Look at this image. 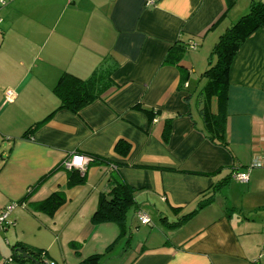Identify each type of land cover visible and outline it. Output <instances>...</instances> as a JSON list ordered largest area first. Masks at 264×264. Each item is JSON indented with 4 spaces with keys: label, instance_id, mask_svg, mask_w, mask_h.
I'll return each instance as SVG.
<instances>
[{
    "label": "crops",
    "instance_id": "1",
    "mask_svg": "<svg viewBox=\"0 0 264 264\" xmlns=\"http://www.w3.org/2000/svg\"><path fill=\"white\" fill-rule=\"evenodd\" d=\"M3 1L0 211L19 204L0 228V264H35L26 248L44 251L41 264L93 254L100 264H264V27L230 64L224 144L209 137L217 105L203 90L212 46L256 0ZM103 59L112 69L101 98L78 113L58 108L59 76L85 79ZM72 152L104 161L68 186L61 165ZM116 181L132 187L134 205L123 223L93 221ZM54 191L65 201L53 213L33 208Z\"/></svg>",
    "mask_w": 264,
    "mask_h": 264
},
{
    "label": "trees",
    "instance_id": "2",
    "mask_svg": "<svg viewBox=\"0 0 264 264\" xmlns=\"http://www.w3.org/2000/svg\"><path fill=\"white\" fill-rule=\"evenodd\" d=\"M3 1V0H2ZM229 5L233 0H226ZM5 3V2H4ZM264 27V0L252 1L249 4L248 11L241 15L235 22L230 24L219 36L218 40L211 48L210 63L203 72L207 77L204 93L207 98L214 97L217 105L215 114L207 112L205 125L210 131L209 137L215 139L220 144H224V130H225V109L227 102V88H228V70L232 59L243 43V41L256 29ZM181 52L184 47L178 46ZM194 48V47H193ZM165 61L176 63L180 60L179 55L174 56V60L168 59ZM115 66V64H114ZM111 66L107 59H103L102 63L96 67L92 74L83 79L71 73L63 72L54 86V91L60 97L58 108H66L74 113H78L81 108L90 104L94 100L101 98L102 94L108 89L110 84ZM187 72L182 71L181 81L186 80ZM134 108L141 110L147 116L149 121L153 120L155 111L146 108L140 104L134 105ZM170 132V119H167L163 131L164 140L167 139ZM121 147H124L121 142H117L115 150L123 152ZM125 150L129 149L125 145ZM78 153V152H76ZM83 154V153H80ZM89 158L84 170L67 169L62 161V167L66 169L67 185L73 186L84 181L85 170L87 166L104 161L103 159L91 154H83ZM32 188V187H31ZM65 201V196L61 191H54L45 199L34 203L33 208L38 210H45L53 213ZM15 203V202H14ZM135 201L132 196V187L124 182L116 181L107 193H103L100 197L98 205L92 214L93 221H107L112 220L118 223H123L125 220L126 210ZM16 204H19V202ZM1 212V211H0ZM25 248V247H24ZM29 255L39 262L43 258L41 249L35 250L26 248ZM13 258L23 260L22 257L13 254ZM101 255L93 254L85 259H82L79 264H100Z\"/></svg>",
    "mask_w": 264,
    "mask_h": 264
},
{
    "label": "built area",
    "instance_id": "3",
    "mask_svg": "<svg viewBox=\"0 0 264 264\" xmlns=\"http://www.w3.org/2000/svg\"><path fill=\"white\" fill-rule=\"evenodd\" d=\"M1 4H4V1L0 0ZM192 47H194L192 45ZM14 95V92L10 89H7L5 91V96L7 99H12ZM89 158L83 154L72 152L70 153L65 159H64V166L67 169H79V170H84L87 163H88ZM260 164L257 162H253L250 164L249 168L251 167H257ZM232 177L242 183H246L248 181V173L247 171H235L232 173ZM16 203H11L10 205L7 206L4 210L0 212V228L5 229L8 226L14 225V222L8 219V215L11 212V210L15 207ZM139 217L143 223H147L149 221V218L147 215L143 213H139ZM44 254V252H43ZM264 254V253H262ZM48 264H54L53 262H48Z\"/></svg>",
    "mask_w": 264,
    "mask_h": 264
},
{
    "label": "water",
    "instance_id": "4",
    "mask_svg": "<svg viewBox=\"0 0 264 264\" xmlns=\"http://www.w3.org/2000/svg\"><path fill=\"white\" fill-rule=\"evenodd\" d=\"M18 251L20 252V254L22 255L23 258H28L30 260H32L33 262H35V264H41L40 262H38L36 259H34L31 255H29L26 252H23L22 250L18 249Z\"/></svg>",
    "mask_w": 264,
    "mask_h": 264
},
{
    "label": "rangeland",
    "instance_id": "5",
    "mask_svg": "<svg viewBox=\"0 0 264 264\" xmlns=\"http://www.w3.org/2000/svg\"><path fill=\"white\" fill-rule=\"evenodd\" d=\"M3 149H4V148H1V147H0V154H1V152H2ZM10 204H11V203H10ZM10 204H8V205H10ZM8 205H6V206L3 208V210H4L5 208H7ZM129 214H130V213H129Z\"/></svg>",
    "mask_w": 264,
    "mask_h": 264
}]
</instances>
